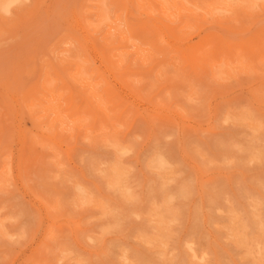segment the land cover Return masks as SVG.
<instances>
[{
  "label": "rangeland",
  "instance_id": "374dc122",
  "mask_svg": "<svg viewBox=\"0 0 264 264\" xmlns=\"http://www.w3.org/2000/svg\"><path fill=\"white\" fill-rule=\"evenodd\" d=\"M184 1L0 0V264H264V0Z\"/></svg>",
  "mask_w": 264,
  "mask_h": 264
},
{
  "label": "bare ground",
  "instance_id": "6f19581e",
  "mask_svg": "<svg viewBox=\"0 0 264 264\" xmlns=\"http://www.w3.org/2000/svg\"><path fill=\"white\" fill-rule=\"evenodd\" d=\"M9 1H10V0H8V2H9ZM12 1H13V0H11V2H9V3L11 4ZM17 1H18V0H17ZM183 1H184V0H183ZM254 1H255V0H254ZM254 1H253V2H254ZM103 2H105V1H103ZM110 2H111V1H109V3H110ZM168 2H169V1H168ZM184 2H185V1H184ZM186 2H187V1H186ZM263 2H264V1H263ZM9 3H8V4H9ZM152 3H154V2H152ZM179 3H180V2H179ZM191 3H193V1H192ZM259 3H260V1H259ZM259 3H258V4H259ZM8 4H7V5H8ZM170 4H172V3H170ZM193 4H195V3H193ZM196 4H197V3H196ZM255 4H257V3L255 2ZM260 4H261V3H260ZM154 5H155V3H154ZM172 5H173V4H172ZM187 5H188V4H187ZM190 5H191V4H190ZM263 5H264V4H263ZM130 6H131V5H130ZM174 6H175V5H174ZM185 6H186V5L184 4V7H185ZM257 6H258V5H257ZM260 6H261V5H260ZM172 7H173V6H172ZM182 7H183V6H182ZM105 8L107 9L106 6H105ZM134 8H135V7H134ZM249 8H250V6H249ZM254 8H255V7H254ZM257 8H258V7H257ZM91 9H92V7H91ZM115 9H116V8H115ZM152 9H153V8H152ZM169 9H170V7H169ZM186 9H187V8H186ZM194 9H195V8H194ZM206 9H207V8H206ZM211 9H212V7H211ZM211 9H209V11H210ZM213 9H214V8H213ZM213 9H212V10H213ZM225 9H226V8H225ZM127 10H128V7H127ZM171 10H173V9H171ZM188 10L191 12L190 9H188ZM198 10H199V9H198ZM215 10H216V9H214V11H215ZM260 10H262V9H260ZM260 10H258V13L261 12ZM133 11H134V10H133ZM174 11H176V10H174ZM193 11H195V10H193ZM217 11H219V10H217ZM254 11H255V9H254ZM262 11H263V10H262ZM176 12H177V11H176ZM185 12H186V11H185ZM195 12H197V11H195ZM207 12H208V11H207ZM219 12H220V11H219ZM152 13H153V11H152ZM172 13H173V12H172ZM201 13H205V14H206V11H205V12H201ZM212 13H213V11H212ZM258 13H256V15H257ZM261 13H262V12H261ZM263 13H264V11H263ZM177 14H178V13H177ZM183 14H185V13H183ZM198 14H199V13H198ZM208 14H209V12H208ZM237 14H238V13H237ZM151 15H152V14H151ZM151 15H150V16H151ZM153 15H154V14H153ZM153 15H152V17H154ZM158 15H159V14H158ZM194 15H195V17L197 16L196 14H194ZM194 15L192 14V16H194ZM215 15H216V14H215ZM217 15H218V14H217ZM239 15H240V14H239ZM239 15H238V16H239ZM156 16H157V15H156ZM176 16H177V15H175V17H176ZM183 16H185V15H183ZM192 16H191V18H192ZM204 16H205V15H204ZM209 16H210V15H209ZM213 16H214V15H213ZM253 16H254V15H253ZM257 16L260 17V15H257ZM158 17H159V16H158ZM195 17H194V19H196ZM201 17H202V16H201ZM201 17H200V20H201ZM205 17H206V16H205ZM88 18H89V17H88ZM148 18H149V17H148ZM154 18H156V17H154ZM176 18H177V17H176ZM183 18H185V17H183ZM198 18H199V17H198ZM216 18L218 19V16H217V17L215 16V19H216ZM219 18H220V20H221V17H220V16H219ZM228 18H230V17H228ZM239 18L241 19V15H240ZM152 19H153V18H152ZM157 19H158V18H157ZM159 19H163V18H159ZM187 19H188V18H187ZM192 19H193V18H192ZM202 19H203V18H202ZM240 19H239V20H240ZM253 19H254V18L250 19L251 22H252V21L254 22ZM181 20H182V18H181ZM205 20H206V19H205ZM211 20H212V17H211ZM220 20H219V21H220ZM225 20H226V19H225ZM114 21H115V20H114ZM164 21H166V20H164ZM184 21H185V20H184ZM197 21H198V19H197ZM212 21H213V20H212ZM214 21H215V20H214ZM230 21H231V20H230ZM243 21H244V20H243ZM179 22H180V21H179ZM181 22H183V20H182ZM187 22H188V20H187ZM216 22H217V21H216ZM220 22H223V21L221 20ZM239 22H241V24L243 23L242 21H239ZM249 22H250V21H249ZM114 23H115V22H114ZM138 23H139V22H138ZM138 23H137V25H138ZM214 23H215V22H214ZM214 23H213V24H214ZM229 23H230V22H229ZM141 24H142V23H141ZM144 24H145V22H144ZM147 24H148V23H147ZM176 24H179V23H176ZM188 24H189V22H188ZM197 24H198V23H197ZM225 24H226V23H225ZM232 24H233V22H232ZM243 24H244V23H243ZM243 24H242V26H244ZM252 24H253V23H252ZM83 25H84V24H83ZM142 25H143V24H142ZM145 25H146V24H145ZM145 25H143V26H145ZM171 25H172V23H171ZM253 25H254V24H253ZM84 26H86V25H84ZM120 26H121V25H120ZM148 26H149V25H148ZM180 26H181V27H180V29H181L183 25L180 24ZM232 26H233V25H232ZM236 26H237V25H236ZM239 26H240V25H238V27H239ZM242 26H241V27H242ZM183 27H185V24H184ZM220 27H221V26H220ZM241 27H240V28H241ZM246 27H247V26H246ZM246 27H245V28H246ZM248 27H249V26H248ZM248 27H247V28H248ZM250 27H251V26H250ZM136 28H137V27H136ZM150 28H152V27H150ZM177 28H179V27H177ZM206 28H207V27H206ZM209 28H210V27H209ZM221 28H222V27H221ZM243 28H244V27H243ZM256 28H257V26H256ZM134 29H135V28H134ZM146 29H149V28H146ZM182 29H184V28H182ZM135 30H137V29H135ZM138 30H139V29H138ZM211 30H213V28H212ZM254 30H255V29H254ZM256 30H257V29H256ZM81 31H82V30H81ZM145 31H146V30H145ZM179 31H180V30H179ZM179 31H178V32H179ZM182 31H185V29L182 30ZM188 31H189V30H188ZM200 31H201V30H200ZM213 31H214V30H213ZM217 31H218V30H217ZM224 31H225V30H224ZM246 31H247V29H246ZM252 31H253V30H252ZM101 32H102V31H101ZM139 32H140V34H141V31H139ZM146 32H147V31H146ZM155 32H156V30H155ZM168 32H169V31H168ZM190 32H191V31H190ZM198 32H199V31H198ZM218 32H219V31H218ZM243 32H244V31H243ZM132 33H133V32H132ZM153 33H154V30H153ZM169 33H170V32H169ZM171 33H172V32H171ZM174 33H175V32H174ZM219 33H220V32H219ZM225 33H226V32H225ZM228 33H229V32H228ZM241 33H242V32H241ZM99 34H100V33H99ZM144 34H145V33H144ZM157 34H158V33H157ZM162 34H163V33H162ZM172 34H173V33H172ZM196 34H197V33H196ZM231 34H232V33H231ZM245 34H246V33H245ZM247 34H248V32H247ZM95 35H96V34H95ZM142 35H143V34H142ZM142 35H141V36H142ZM145 35H147V34H145ZM159 35H161V34H159ZM187 35H189V34L187 33ZM187 35H186V36H187ZM213 35H215V34H213ZM217 35H218V34H217ZM217 35H216V36H217ZM220 35H221V34H220ZM237 35H238V33H237ZM239 35H240V33H239ZM261 35H262V33H261ZM263 35H264V32H263ZM96 36H97V35H96ZM141 36H140V37H141ZM147 36H148V35H147ZM147 36H146V37L144 36V37L147 38ZM168 36H170V35L168 34ZM180 36H181V35H180ZM231 36H232V35H231ZM74 37H75V36H74ZM85 37H86V36H85ZM92 37H93V36H92ZM131 37H132V36H131ZM151 37H153V35H152ZM161 37H162V36H161ZM171 37H172V36H171ZM173 37H174V35H173ZM173 37H172V38H173ZM210 37L212 38V36H210ZM229 37H230V36H229ZM233 37H234V36H233ZM233 37H232V38H233ZM241 37H243V35H242ZM259 37L261 38L262 36H259ZM135 38H137V37H135ZM155 38H156V37H155ZM167 38H168V37H167ZM217 38H218V37H217ZM223 38H224V37H223ZM230 38H231V37H230ZM112 39H113V38H112ZM160 39H161V38H160ZM160 39H159V40H160ZM170 39H171V38H170ZM173 39H174V38H173ZM179 39H180V38H179ZM234 39H235V38H234ZM75 40L77 41V39H75ZM104 40H105V39H104ZM106 40H107V39H106ZM148 40H150V39H148ZM167 40H168V39H167ZM191 40H192V39H191ZM207 40H208V39H207ZM207 40H206V41H207ZM215 40H216V39H215ZM226 40H227V39H226ZM237 40H238V39H237ZM261 40H262V39H261ZM79 41H80V40H79ZM119 41H120V40H118L117 42L120 44L121 42H119ZM143 41H144V40H143ZM156 41H157V39H156ZM160 41H163V40L161 39ZM178 41H179V40H178ZM187 41H188V40H187ZM206 41H204V42H206ZM232 41H236V40H232ZM72 42H73V41H72ZM141 42H142V41H141ZM164 42H165V41H164ZM184 42H185V40H184ZM190 42H191V41H190ZM190 42H189V43H190ZM217 42H218V41H217ZM217 42H216V43H217ZM78 43H79V42H78ZM80 43H81V42H80ZM124 43H125V41H124ZM143 43H144V42H143ZM153 43H154V42H153ZM156 43H157V42H156ZM161 43H162V42H161ZM173 43H174V42H173ZM185 43H186V42H185ZM187 43H188V42H187ZM223 43H224V42H223ZM81 44H82V43H81ZM116 44H117V43H116ZM121 44H122V43H121ZM167 44H168V43H167ZM170 44H171V43H170ZM182 44H183V43H182ZM203 44H204V43H203ZM203 44H202V45H203ZM220 44H221V43H220ZM261 44H262V42H261ZM261 44H260V47H261ZM89 45H90V44H89ZM125 45H126V44H125ZM127 45H128V44H127ZM152 45H154V44H151V46H152ZM174 45H175V44H174ZM178 45H179V44H178ZM180 45H181V44H180ZM180 45H179V46H180ZM189 45H190V44H189ZM214 45H215V44H214ZM110 46H111V45H109V47H110ZM118 46H120V45H118ZM128 46H129V45H128ZM196 46H197V45H196ZM196 46L193 47V49L196 48ZM199 46H200V45H198V48H199ZM216 46H217V45H216ZM223 46H224V44H223ZM235 46H238V47H239V45H235ZM235 46H234V47H235ZM255 46H256V44H255ZM255 46H254V47H255ZM97 47H98V45H97ZM111 47H112V46H111ZM129 47H130V46H129ZM154 47H155V45H154ZM156 47H157V46H156ZM159 47H160V46H159ZM181 47H182V46H181ZM185 47H186V46H185ZM187 47H188V46H187ZM240 47H241V46H240ZM254 47H253V49H254ZM168 48H170V47H168ZM189 48H190V47H188V49H189ZM191 48H192V47H191ZM214 48H215V47H214ZM216 48H217V47H216ZM218 48H219V47H218ZM224 48H225V47H224ZM224 48L221 47L220 50H223ZM256 48H257V47H256ZM75 49H76V48H75ZM112 49H113V48H112ZM154 49H155V48H153V50H154ZM240 49H241V48H240ZM257 49H259V48H257ZM92 50H93V49H92ZM168 50H169V49H168ZM185 50H186V48H184V51H185ZM212 50H214V49H212ZM217 50H218V49H216V51H217ZM233 50H235V49L233 48ZM106 51H107V50H106ZM159 51H160V48H159ZM181 51L183 52V50H181ZM224 51H225V50H224ZM93 52H94V51H93ZM174 52H175V51H173L172 53H174ZM186 52H187V51H186ZM188 52H191V53H192V51H188ZM188 52H187V53H188ZM219 52H220V51H219ZM219 52L216 53V54H218L217 57H215V58H217V60H218ZM234 52H235V51H234ZM234 52H233V54H234ZM251 52H253V51H251ZM87 53H88V52H87ZM87 53H86V55H87ZM99 53H100V52H99ZM105 53H106V52H105ZM105 53H103V54H105ZM170 53H171V52H169V55H171ZM177 53H178V52H177ZM213 53H214V52H213ZM224 53L227 54L228 52L226 51V52H224ZM249 53H250V51H249ZM249 53H248V54H249ZM84 54H85V52H84ZM178 54H179V53H178ZM214 54H215V53H214ZM216 54H215V55H216ZM235 54H236V53H235ZM244 54H245V51H244ZM172 55H173V54H172ZM174 55H175V54H174ZM183 55H184V53H183ZM194 55H195V54H194ZM227 55H228V54H227ZM227 55H226V57H227ZM253 55H254V54H253ZM105 56L107 57V53H106ZM162 56H164V55H162ZM177 56H178V55H177ZM195 56H196V55H195ZM213 56H214V55H213ZM87 57H89V56H87ZM160 57H161V56H160ZM179 57H180V56H179ZM183 57H184V56H183ZM236 57H237V56H236ZM236 57H235V58H236ZM85 58H86V57H85ZM130 58H131V57H130ZM130 58H129V59H130ZM173 58H174V57H173ZM197 58H199V56H198ZM233 58H234V56H233ZM237 58H238V57H237ZM158 59L161 60L162 57H161V59H160V58H158ZM158 59H157V60H158ZM163 59H164V58H163ZM167 59H168V58H167ZM171 59H172V58H171ZM185 59H186V58H185ZM202 59H203V58H202ZM229 59H230V56H229ZM81 60H82V58H81ZM89 60H90V59H89ZM95 60H96V59H95ZM97 60H98V59H97ZM130 60H131V59H130ZM157 60L155 59V60H152V61H157ZM165 60H166V59H165ZM188 60H189V59H188ZM230 60H231V59H230ZM85 61H87V60L85 59ZM145 61H147V60H145ZM145 61L142 62V63H143V64L146 63ZM161 61H163V60H161ZM170 61H171V60H170ZM196 61L198 62V60H196ZM232 61H233V60H232ZM234 61H235V60H234ZM112 62H113V61H112ZM147 62H148V61H147ZM158 62H160V61H158ZM181 62H182V61H181ZM186 62H187V60H186ZM83 63H84V61H83ZM88 63H89V62H88ZM95 63H96V62H95ZM130 63H131V62H130ZM136 63H138V62H136ZM150 63H151V64H149V65L152 66V65H153L152 62H150ZM55 64H57V62H56ZM85 64H87V63H85ZM98 64H99V63H98ZM111 64H112V63H111ZM128 64H129V62L127 63V65H128ZM146 64H147V63H146ZM146 64H145V65H146ZM158 64H159V63H158ZM189 64H190V62H189ZM191 64H192V63H191ZM199 64H200V63H199ZM52 65H53V64H52ZM90 65H92V63H91ZM107 65H108V64H107ZM192 65H194V63H193ZM204 65H205V64H204ZM230 65H231V64H230ZM42 66H43V65H42ZM42 66H41V67H42ZM57 66H58V65H57ZM66 66H68V65H66ZM94 66H95V65H94ZM108 66H109V65H108ZM136 66H137V65H136ZM140 66H141V65H140ZM181 66H182V65H181ZM50 67H52V66H50ZM84 67H88V66H84ZM123 67H126V66H123ZM127 67H128V66H127ZM129 67H130V65H129ZM148 67H149V66H148ZM160 67H161V66H160ZM231 67H232V66H231ZM52 68L54 69V66H53ZM63 68H64V66H63ZM65 68H66V67H65ZM65 68H64V69H65ZM134 68H135V67H134ZM144 68H147V65H146V67H144ZM153 68H156V67H153ZM161 68H162V67H161ZM41 69H42V68H41ZM53 69H52V70H53ZM84 69H85V68H84ZM87 69H88V68H87ZM122 69H123V68H122ZM132 69H133V68H132ZM181 69H182V67H181ZM92 70H93V69H92ZM124 70H125V69H124ZM124 70H123V71H124ZM126 70H127V69H126ZM119 71L121 72V69H120ZM127 71H128V70H127ZM127 71H126L125 73H129V72H127ZM132 71H133V70H132ZM153 71L156 72V70H154V69H153ZM162 71L164 72V70H162ZM178 71H179V70H178ZM85 72H87V71H85ZM141 72L143 73V70H142ZM151 72H152V71H151ZM151 72H150V73H151ZM157 72H158V71H157ZM40 73H41V72H40ZM108 73H109V72H108ZM139 73H140V72H139ZM164 73H166V72H164ZM41 74H42V73H41ZM41 74H40V75H41ZM131 74H132V73H131ZM137 74H138V73H137ZM137 74H136L137 77L140 76V75H143V74H140V75H137ZM156 74H157V73H156ZM167 74H168V73H167ZM173 74H174V73H173ZM180 74H181V73H180ZM184 74H185V73H184ZM54 75H55V74H54ZM129 75H130V74H129ZM133 75H134V73H133ZM41 76H42V75H41ZM41 76H40V77H41ZM152 76H154V75H152ZM185 76H186V75H185ZM38 77H39V76H38ZM134 77H135V75H134ZM154 77H155V76H154ZM154 77H153V79H154ZM182 77H183V74H182ZM182 77H181V78H182ZM157 78H158V77H157ZM161 78H162V77H161ZM161 78H160V80H161ZM164 78H165V77H164ZM172 79H173V78H172ZM177 79H178V78H177ZM179 79H180V78H179ZM183 79H185V78H183ZM183 79H181V80H182V81H185V80H187L188 78H186L185 80H183ZM37 80H38V78H37ZM134 80H135V79H134ZM154 80H156V79H154ZM160 80H159V81H160ZM164 80H165V79H164ZM167 80H168V78H167ZM170 80H171V79H170ZM174 80H175V79H174ZM174 80H173V81H174ZM113 81H114V80H113ZM182 81H181V82H182ZM190 81H191V80H190ZM62 82L64 83L63 80H62ZM62 82H61V83H62ZM78 82H79V81H78ZM155 82H156V81H154L153 83H155ZM157 82H158V80H157ZM165 82H168V81H165ZM170 82H171V81H170ZM175 82H176V81H175ZM185 82H186V81H185ZM188 82H189V81H188ZM5 83H7V82H5ZM36 83H37V82H36ZM136 83H137V82H136ZM158 83H159V82H158ZM163 83H164V82H163ZM163 83H162V84H163ZM168 83H169V82H168ZM179 83H180V82H179ZM24 84H25V82H24ZM141 84H142V83H141ZM155 84H156V83H155ZM160 84H161V83H160ZM184 84H185V83H184ZM6 85H7V84H6ZM22 85H23V84H22ZM61 85H62V84H60V86H61ZM64 85H65V83H64ZM66 85H67V84H66ZM72 85H74V84H72ZM147 85H148V84H147ZM188 85H189V83H188ZM8 86H9V85H8ZM62 86H63V85H62ZM139 86H140V85H139ZM139 86H138V87H139ZM73 87H74L73 89H75V85H74ZM76 87L79 88L78 86H76ZM105 87H107V86H105ZM118 87H119V86H118ZM186 87H187V86H186ZM9 88H10V87H9ZM21 88H22V87H21ZM28 88H29V87H28ZM68 88H69V86H68ZM109 88H110V87H109ZM129 88H131V86H130ZM129 88H127V89H129ZM135 88L137 89V87H135ZM189 88H190V87H189ZM79 89H80V88H79ZM84 89L86 90V88H84ZM131 89H133V88H131ZM145 89H146V88H144V90H145ZM22 90H23V92L25 91L24 89H22ZM26 90H27V92L29 93L31 89L29 88V91H28V89H26ZM36 90H37V89H36ZM80 90H81V89H80ZM82 90H83V89H82ZM140 90H141V89H140ZM187 90H189V89H187ZM192 90H193V89H192ZM194 90H195V89H194ZM38 91H39V89H38ZM40 91H41V90H40ZM40 91H39V92H40ZM128 91H129V90H128ZM141 91H142V90H141ZM152 91H153V90H152ZM152 91H151V94H153ZM171 91H172V90H171ZM23 92H22V94H23ZM27 92H26V93H27ZM31 92H32V91H31ZM77 92H78V91H77ZM77 92H76V93H77ZM129 92L132 93L131 91H129ZM142 92H143V91H142ZM184 92H185V91H184ZM191 92H192V91H191ZM191 92H190V93H191ZM3 93H4V92H3ZM20 93H21V92H20ZM26 93L24 92L25 95H26ZM45 93H46V92H45ZM76 93L74 92V94H76ZM80 93H83V92L81 91V92H79V93H77V94H80ZM140 93H141V92H140ZM175 93H176V92H175ZM177 93H178V92H177ZM177 93H176V94H177ZM9 94H10V93H9ZM24 94H23V95H24ZM43 94H44V93H43ZM68 94H69V93H68ZM136 94H137V93H136ZM25 95H24V96H25ZM27 95H28V94H27ZM27 95H26V96H27ZM32 95H33V94H32ZM46 95H48V94H46ZM71 95H72V94H71ZM138 95H140V94L138 93ZM26 96L24 97L25 99H26ZM33 96H34V95H33ZM35 96H36V94H35ZM11 97H12V96H11ZM21 97H23V96H21ZM21 97H20V98H21ZM37 97H38V96H37ZM35 98H36V97H35ZM46 98H47V97H46ZM71 98H73V97H71ZM87 98H88V96H87ZM38 100H39V99H38ZM41 100H42V99H41ZM82 100H84V99H82ZM42 101H43V100H42ZM65 101H66V100H65ZM69 101H70V100H69ZM69 101H68V102H69ZM84 101H85V100H84ZM26 102H27V101H26ZM40 102H41V101H40ZM73 102H74V100L72 101V103H73ZM77 102H78V101H77ZM77 102H76V103H77ZM27 103H28V102H27ZM44 103H45V102H44ZM76 103H75V104H76ZM78 103H79V102H78ZM56 104H57V103H56ZM58 104H60V102H59ZM69 104H70V103H69ZM69 104H68V106H70ZM73 104H74V103H73ZM75 104H74L73 106H75ZM84 104H85V103H84ZM114 104L116 105L117 103H114ZM54 105H55V103H54ZM54 105H53V106H54ZM77 105H78V104H77ZM112 105H113V104H112ZM155 105L157 106V102H156ZM155 105H154V106H155ZM53 106H52V107H53ZM160 106H161V105H160ZM163 106H164V105H163ZM42 107H43V106H42ZM58 107H59V106H58ZM65 107H67V106H65ZM79 107H81V106H79ZM108 107H109V106H108ZM116 107H117V106H115V108H116ZM161 107H162V106H161ZM233 107H234V106H232V108H233ZM246 107H247V106H246ZM33 108H35V107H33ZM45 108H46V107H45ZM47 108H48V107H47ZM49 108H50V107H49ZM55 108H56V106H55ZM60 108H61V107H60ZM95 108H96V107H94V109H95ZM115 108H114V109H115ZM156 108H157V107H156ZM227 108L231 109L230 107H227ZM243 108H244V106H243ZM50 109H51V108H50ZM50 109H49V110H50ZM63 109H64V108H63ZM63 109H62V110H63ZM71 109H75V107H74V108H71ZM87 109H88V108H87ZM89 109H90V108H89ZM103 109H104V108H103ZM103 109H101V112H102ZM118 109H119V108H118ZM229 109H228V112H229ZM234 109H235V108H234ZM246 109H247V108H246ZM36 110H37V109H36ZM56 110H58V108H57ZM62 110L59 109V111H62ZM64 110H65V109H64ZM66 110H67V109H66ZM90 110H91V109H90ZM90 110H89V112H90ZM98 110H99V109H98ZM107 110H108V108H107ZM157 110H158V109H157ZM180 110H181V109H180ZM25 111H26V110H25ZM79 111H80V110H79ZM85 111H86V110H85ZM95 111H96V110H95ZM111 111H113V110H111ZM119 111H120V110H119ZM155 111H156V110H155ZM32 112H33V111H32ZM71 112H72V111H71ZM76 112H77V111H76ZM76 112H75V113H76ZM87 112H88V111H87ZM92 112H93V111H92ZM108 112H109V111H108ZM178 112H179V111H178ZM181 112H182V111H181ZM234 112H235V110H234ZM234 112H231V110H230V113H234ZM236 112H239V111H236ZM244 112H245V111H244ZM102 113H103V112H102ZM104 113H105V112H104ZM104 113H103V115H104ZM109 113H110V112H109ZM118 113H119V112H118ZM179 113H180V112H179ZM224 113H225V112H224ZM34 114H35V113H34ZM39 114H40V113H39ZM62 114H63V113H61V115H62ZM89 114L92 115L91 112H90ZM181 114H182V113H181ZM240 114H241V113H240ZM65 115H66V114H65ZM65 115H64V117H67V115H66V116H65ZM69 115H70V114H69ZM72 115H74V113H73ZM109 115L111 116L112 114H109ZM241 115H243V114H241ZM35 116H39V115L36 114ZM35 116H34V117H35ZM45 116H46V115H45ZM116 116H117V115H116ZM182 116H183V114H182ZM244 116H245V115H244ZM49 117H51V116H49ZM60 117H61V116H60ZM68 117H69V116H68ZM86 117H87V116H86ZM101 117H102V116H101ZM111 117H112V116H111ZM111 117H110V119H113V118H111ZM240 117H242V116H240ZM45 118H46V117H45ZM71 118H72V117H71ZM88 118H89V117H88ZM90 118H91V117H90ZM98 118H99V117H98ZM102 118H103V117H102ZM102 118H100V119L102 120ZM32 119H33V118H32ZM47 119H48V118H47ZM47 119H46V121H45L46 123H48V122H47ZM66 119H67V118H66ZM72 119H73V118H72ZM100 119H99V120H100ZM119 119H121V118H119ZM255 119H256V118H255ZM49 120H50V119H49ZM70 120H71V119H70ZM99 120H98V121H99ZM105 120H106V119H105ZM107 120H108V119H107ZM113 120H114V119H113ZM113 120H112V121H113ZM115 120H116V119H115ZM122 120H123V119H122ZM235 120H238V119L236 118ZM239 120H240V119H239ZM39 121H40V120H39ZM65 121H66V120H65ZM103 121H104V119H103ZM108 121H109V120H108ZM116 121H118V120H116ZM240 121H241V120H240ZM243 121H244V120H243ZM32 122H33V121H32ZM35 122H36V121H35ZM37 122H38V121H37ZM71 122H72V121H71ZM237 122H238V121H237ZM97 123H98V122H97ZM103 123H106V122H103ZM235 123H236V122H235ZM238 123H239V122H238ZM238 123H236V124H238ZM242 123H243V122H242ZM88 124H90V123H88ZM109 124H110V122H109ZM117 124L119 125V121H118ZM122 124H123V123H122ZM43 125H44V124H43ZM46 125L48 126L49 124H46ZM113 125H114V124H113ZM120 125H121V124H120ZM33 126H34V125H33ZM36 126L38 127V125H36ZM56 126H57V128H58V124H57ZM56 126H55V127H56ZM83 126H84V125L82 124V127H83ZM97 126H98V125H97ZM106 126H107V123H106ZM110 126H111V125H110ZM49 127H50V126H49ZM79 127H80V126H79ZM32 128H33V127H32ZM34 128H35V127H34ZM45 128H46V127H45ZM84 128H85V127H84ZM88 128H89V127H88ZM88 128H87V129H88ZM111 128H112V127H111ZM48 129L51 130V128H48ZM54 129H55V128H54ZM93 129H94V128H93ZM96 129H98V128H96ZM39 131H40V130H39ZM42 131H43V130H42ZM2 132H3V131H2ZM118 132H120V131L118 130L116 133H118ZM49 133H50V131H49ZM38 134H39V133H37V135H38ZM40 134H41V133H40ZM255 134H256V133H255ZM19 135H20V134H19ZM42 135H43V133H42ZM45 135H46V133H45ZM50 135L53 136L54 134H51V133H50ZM57 135H58V133H57ZM67 135H68V134H67ZM28 136H29V134H28ZM31 136H32V134H31ZM38 136H40V135H38ZM109 136H110V135H109ZM119 136H120V135H119ZM121 136H122V135H121ZM121 136H120V137H121ZM253 136H254V135H253ZM25 137L27 138V136H25ZM40 137H42V136H40ZM44 137H45V136H44ZM44 137L41 138V139L44 140V139L47 138V137H46V138H44ZM48 137H49V136H48ZM53 137H54V136H53ZM53 137H52V138H53ZM59 137H60V136H59ZM61 137H62V136H61ZM112 137H113V136H112ZM120 137H118V139H119ZM28 138H30V137H28ZM56 138H58V137L56 136ZM104 138H106V137H104ZM113 138H114V137H113ZM32 139H34V138H32ZM121 139H122V142H123V138H121ZM124 139H125V138H124ZM254 139H255V140H254ZM254 139H253V141H256V138H254ZM3 140H4V139H3ZM26 140H27V139H26ZM35 140H37V139H35ZM46 140H47V139H46ZM46 140H45V141H46ZM63 140H64V139H63ZM119 140H120V139H119ZM107 141H108V140H107ZM23 142H24V141H23ZM28 142H29V141H28ZM37 142H38V141H37ZM58 142H59V141H58ZM124 142H125V140H124ZM231 142H232V141H231ZM6 143H7V142L5 141V145H6ZM25 143H26V141H25ZM25 143H24V144H25ZM53 143H54V142H53ZM59 143H60V142H59ZM260 143H261V141H259L258 144H260ZM24 144H23V145H24ZM32 144H33V143H32ZM34 144H35V143H34ZM42 144H43V143H42ZM55 144H57V143L55 142ZM230 144H231V143H230ZM256 144H257V141H256ZM101 145H102V143H101ZM127 145H128V144H127ZM132 145H133V144H132ZM132 145H130V146H132ZM262 145H264V141H263ZM8 146H9V145H8ZM45 146H46V144H45ZM104 146H105V144H104ZM256 146H257V145H256ZM258 146H259V145H258ZM10 147H11V146H10ZM10 147H9V148H10ZM57 147H58V146H57ZM106 147H107V146H106ZM116 147H117V146H116ZM116 147H114V148H116ZM124 147H125V146H124ZM226 147H227V146H226ZM230 147H231V146H230ZM1 148L4 149V147H1ZM46 148H47V146H46ZM49 148H50V147H49ZM52 148H53V147H52ZM256 148H258V147H256ZM23 149H24V148H23ZM23 149H22V150H23ZM108 149H109V148H108ZM119 149H120V148H119ZM119 149H118V150H119ZM237 149H238V147H237ZM20 150H21V149H20ZM52 150H53V149H52ZM55 150H56V149H55ZM58 150H59V149H58ZM114 150H115V149H114ZM129 150H130V149H129ZM160 150H161V149H160ZM255 150H256V149H255ZM257 150H258V149H257ZM2 151H3V150H2ZM11 151H12V150H11ZM132 151H133V149H131V152H132ZM23 152H24V150H23ZM23 152L21 153V155H23ZM116 152H118V151H116ZM131 152H130V153H131ZM133 152H134V151H133ZM153 152H154V151H153ZM159 152L161 153V151H159ZM112 153H113V152H112ZM119 153H120V152H119ZM119 153H118V154H119ZM157 153H158V152H156V154H157ZM19 154H20V153H19ZM128 154H129V153H128ZM14 155H15V154H14ZM162 155L164 156L165 154L162 153ZM259 155H260V153H259ZM24 156H25V152H24ZM24 156H23V157H24ZM61 156H62V155H61ZM155 156H156V155H155ZM166 156H167V155H166ZM17 157H18V156H17ZM120 157H121V156H120ZM256 157H257V156H256ZM24 158H25V157H24ZM121 158H122V157H121ZM154 158H155V157H154ZM165 158H166V157H165ZM167 158H168V157H167ZM16 159H17V161H18V160H19V157L16 158ZM16 159H15V160H16ZM22 159H23V158H22ZM92 159H93V158H92ZM259 159H260V158H259ZM20 160H21V159H20ZM62 160H63V157H62ZM98 160H100V159H98ZM153 160H154V159H153ZM159 160H160V159H159ZM90 161H91V160H90ZM151 161H152V160H151ZM161 161H162V160H161ZM20 162H21V164H22V166H23V160L20 161ZM20 162H19V164H20ZM92 162H94V161H92ZM113 162L115 163L116 161L113 160ZM120 162H121V161H120ZM152 162H153V161H152ZM14 163H15V162H14ZM94 163H95V162H94ZM96 163H97V162H96ZM101 163H102V162H101ZM109 163H110V161H109ZM109 163H108V164H109ZM163 163H165V162L163 161ZM0 164H1V162H0ZM24 164H25V162H24ZM26 164H27V163H26ZM105 164H106V163H105ZM106 165H107V164H106ZM110 165H111V164H110ZM17 166H18V165H17ZM22 166H21V167H22ZM103 166H104V164H103ZM114 166H116V165H114ZM0 167H1V166H0ZM8 167H9V166H8ZM21 167H20V168H21ZM65 167H67V166H65ZM104 168H105V167H104ZM110 168H111V167H110ZM121 168H122V167H121ZM163 168H164V167H163ZM18 169H19V167H18ZM107 169H108V168H107ZM107 169H106V170H107ZM122 169H123V168H122ZM165 169H166V168H165ZM169 169H170V168H169ZM67 170H68V169H67ZM103 170H104V169H103ZM112 170H113V169H112ZM115 170H116V169H115ZM10 171H12V170H10ZM15 171H16V170H15ZM18 171H19V170H18ZM20 171H21V170H20ZM113 171H114V170H113ZM164 171H165V170H164ZM167 171H168V170H167ZM108 172H109V171H108ZM117 172H118V171H117ZM14 173H15V172H14ZM20 173H22V172H20ZM126 173H128V172H126ZM123 174H124V173H123ZM19 175H21V174H19ZM73 175H74V174H73ZM121 175H122V173H120V176H121ZM125 175H126V174H125ZM21 176H22V175H21ZM21 176H20V177H21ZM111 176H112V174H111ZM127 176H129V173H128ZM111 178H112V177H111ZM125 178H126V177H125ZM129 178H130V177H129ZM116 179H117V178H116ZM122 180H123V179L121 178V181H122ZM124 180H125V179H124ZM126 180H127V179H126ZM114 181H115V180H114ZM118 181H120V180H118ZM118 181H117V182H118ZM17 182H18V181H17ZM117 182H116V183H117ZM127 182H128V180H127ZM127 182H126V183H127ZM124 183H125V182H124ZM119 184H120V183H119ZM30 185H32V184H30ZM121 186H122V185H121ZM121 186H120V187H121ZM26 187H27V186H26ZM31 187H32V186H31ZM31 187H30V188H31ZM130 187H131V185H130ZM0 188H1V187H0ZM33 188L36 189L35 187H33ZM33 188H32V189H33ZM76 188H77V187H76ZM81 188H82V187H81ZM81 188H80V187L78 188L79 191H80ZM122 188H123V187H122ZM124 188H125V185H124ZM126 188H127V187H126ZM32 189H31V190H32ZM131 189H132V187H131ZM36 190H37V189H36ZM33 191H34V190H32V192H33ZM121 191H123V190L121 189ZM30 192H31V191H30ZM81 192H82V191H81ZM117 192H118V191H117ZM175 194H176V193H175ZM178 194H179V192H178L176 195H178ZM122 195H123V194H122ZM124 195H125V194H124ZM33 196H34V195H33ZM41 196H42V195H41ZM86 196H87V195H86ZM120 197H121V196H120ZM125 197H126V195H125ZM179 197H180V196H179ZM41 198H42V197H41ZM121 198H122V197H121ZM155 198H156V197H155ZM177 198H178V196H177ZM177 198H176V199H177ZM37 199H38V198H37ZM127 199H128V198H127ZM127 199H126V200H127ZM133 199H134V198H133ZM171 199H172V198H171ZM254 199H255V198H254ZM39 200H40V199H39ZM122 200H123V199H122ZM124 200H125V199H124ZM177 200H178V199H177ZM258 200H259V199H258ZM42 201H43V200H42ZM42 201H40V202H42ZM137 201H138V200H137ZM228 201H229V200H228ZM252 201H253V200H252ZM129 202H130V201H129ZM129 202H128V203H129ZM131 202H132V201H131ZM154 202H155V201H154ZM230 202H231V200H230ZM254 202H255V201H253V203H254ZM260 202H261V201H260ZM42 203H43V202H42ZM91 204H92V203H91ZM123 204H124V202H123ZM132 204H133V202H132ZM231 204H233V203L231 202ZM255 204H256V203H255ZM258 204H259V203H258ZM128 205H129V204H128ZM259 205H260V204H259ZM133 206H134V205H133ZM136 206H137V205H136ZM172 206H173V205H172ZM176 206H177V205H176ZM0 207H1V206H0ZM130 208H131V210L133 209L132 206H131ZM136 208H137V207H136ZM140 208H141V207H140ZM148 208H149V207H148ZM169 208H170V207H169ZM172 208H173V207H172ZM178 208H179V207H178ZM123 209H124V208H122V210H123ZM126 209H127V208H126ZM173 209H175V206H174ZM173 209H172V211H173ZM64 210H65V209H64ZM127 210H128V209H127ZM145 210H146V209H145ZM148 210H149V209H148ZM175 210L177 211V209H175ZM178 210H179V209H178ZM230 210H231V208H230ZM230 210H229V211H230ZM234 210H236V209L234 208ZM118 211H119V209H118ZM164 211H165V210H164ZM169 211H170V210H168V212H169ZM229 211L227 210L226 213L229 212ZM236 211H237V210H236ZM236 211H233V212L236 213ZM238 211H239V210H238ZM238 211H237V213H238ZM259 211H260V209H259ZM62 212H63V211H62ZM121 212H122V211H121ZM127 212L132 213V211H130V210L127 211ZM146 212H148V211H146ZM230 212H231V211H230ZM0 213H3V212H0ZM144 213H145V212H144ZM148 213H149V215L153 214V213H150V212H148ZM170 213H171V212H170ZM226 213H225V214H226ZM123 214H124V213H123ZM134 214H135V213H134ZM173 214H174V213H173ZM231 214L233 215L232 212H231ZM1 215H2V214H1ZM4 215H6V213H4ZM136 215H137V214H136ZM138 215H141V213L138 214ZM178 215H179V214H178ZM240 215H241V214H240ZM152 216H153V215H152ZM257 216H258V215H257ZM3 217H4V216H3ZM5 217H6V216H5ZM7 217H8V216H7ZM59 217H60V216H59ZM59 217H58V218H59ZM156 217H157V216H156ZM162 217H163V216H162ZM229 217H231V215H229ZM136 218H137V217H136ZM143 218H144V217H143ZM145 218H146V216H145ZM147 218H148V217H147ZM226 218H228V217H226ZM229 219H230V218H229ZM233 219H234V217H233ZM6 220L8 221V219H6ZM146 220H147V219H146ZM227 220H228V219H227ZM14 221H15V220H14ZM147 221H148V220H147ZM152 221H153V219H152ZM169 221H170V220H169ZM235 221H236V219H235ZM244 221H245V220H244ZM223 222H225V220H224ZM226 222H227V221H226ZM149 223H150V222H149ZM155 223H156V222H155ZM216 223H217V222H216ZM219 223H220V222H218V224H219ZM231 223H233V221H232ZM239 223H240V222H239ZM153 224H154V223H153ZM171 224H172V223H171ZM218 224H217V225H218ZM221 224H222V222H221ZM3 225H4V224H3ZM10 225H11V224H10ZM150 225H152V222L150 223ZM154 225H155V224H154ZM175 225H177V224H175ZM224 225H226V224H224ZM224 225H223V226H224ZM253 225H254V224H253ZM7 226L9 227V225H7ZM158 226H159V225H158ZM214 226H215V224H214ZM220 226H222V225H220ZM223 226H222V227H223ZM248 226H249V225H248ZM5 227H6V225H5ZM167 227H168V226H167ZM215 227H216V226H215ZM215 227H214V228H215ZM218 227H219V226H218ZM0 228H1V227H0ZM152 228H154V227H152ZM156 228H157V227H155V229H156ZM160 228H161V227H160ZM216 228H217V227H216ZM225 228H227V226H226ZM225 228H223V229H225ZM242 228H243V227H242ZM260 228H261V227H260ZM218 229H219V228H218ZM227 229H228V228H227ZM230 229L233 230L231 227H230ZM262 229H263V228H262ZM2 230H3V229H2ZM39 230H40V229H39ZM152 230H153V229H152ZM157 230H158V229H157ZM145 231H146V229H145ZM145 231H142V232H143L144 234H146L147 232L145 233ZM155 231H156V230H155ZM158 231H160V230H158ZM171 231L173 232V230H171ZM171 231H169V232H171ZM222 231H223V230H222ZM239 231H240V230H239ZM86 232H87V231H86ZM142 232L140 233L141 235L143 234ZM151 232H152V231H151ZM156 232H157V231H156ZM156 232L153 231V236L155 235ZM160 232H161V231H160ZM237 232H238V231H237ZM39 233H41V231H40ZM137 233H138V232H137ZM161 233H162V232H161ZM83 234H84V233H83ZM140 234H139V235H140ZM159 234H160V233H158V234H156V235L159 236ZM167 234H168V233H167ZM251 234H252V232H251ZM51 235L53 236L52 233H51ZM77 235H78V234H77ZM85 235H86V234H85ZM147 235H148V234H147ZM147 235H146V236H147ZM150 235H151V234H150ZM150 235H149V236H150ZM172 235H173V234H172ZM246 235H247V234H246ZM48 236H49V235H48ZM48 236H47V237H48ZM57 236H58V235H57ZM83 236H84V235H82V237H83ZM86 236H87V235H86ZM137 236H138V235H137ZM144 236H145V235H144ZM153 236H152V237H153ZM160 236H161V237L163 236V238H164V234H163V235L160 234ZM243 236H244V235H243ZM252 236H253V235H252ZM38 237H39V236H38ZM54 237H55V236H54ZM141 237H142V236H141ZM152 237L150 236V237H149V240H150V238H152ZM154 237H155V236H154ZM167 237H168V236H167ZM260 237H261V236H260ZM4 238H5V237H4ZM15 238H16V236H15ZM58 238H59V237H58ZM58 238H57V240H58ZM78 238H79V237H78ZM143 238L146 239V241H147V238H146V237H142V239H143ZM262 238H263V237H262ZM10 239H11V238H10ZM64 239H65V238H64ZM74 239H75V238H74ZM86 239H87V238H86ZM138 239H139V238H138ZM154 239H155V238H154ZM164 239H165V240H168V238L166 239V236H165ZM191 239H192V238H191ZM238 239H239V238H238ZM242 239H243V238H242ZM81 240H82V242H83L84 237H83V239H81ZM161 240H162V239H161ZM229 240H230V239H229ZM233 240H234V239H233ZM236 240H237V239H236ZM253 240H254V239H253ZM253 240H252V241H253ZM255 240H256V239H255ZM58 241H59V240H58ZM74 241H75V240H74ZM85 241H87V240H85ZM138 241H139V240H138ZM169 241H170V240H169ZM61 242H62V241H61ZM64 242H65V241H64ZM82 242H81V243H82ZM87 242H88V241H87ZM91 242H92V241H91ZM257 242H260V241H257ZM257 242H256V243H257ZM55 243H56V242H55ZM55 243L53 242V245H54ZM68 243H69V242H68ZM75 243H76V241H75ZM151 243H152V242H151ZM156 243H157V241H156ZM243 243H244V242H243ZM66 244H67V243H65V245H66ZM149 244H150V243H149ZM169 244H170V243H169ZM186 244H187L188 247H189V245H191L192 243H191V244H190V243H186ZM194 244H196V243H194ZM247 244H248V243H247ZM259 244H261V243H259ZM55 245H56V244H55ZM60 245H61V244H60ZM65 245H63V247H64ZM70 245H71V244H70ZM70 245L68 244V247H69ZM147 245H148V244H147ZM211 245H212V244H211ZM254 245H256V244L254 243ZM263 245H264V244H263ZM155 246H156V245H155ZM163 246H164L165 248L167 247V246H165V245H163ZM191 246H193V245H191ZM47 247H48V246H47ZM53 247H54V246H53ZM57 247H58V246H57ZM65 247H66V246H65ZM71 247H72V246H71ZM152 247H153V245H152ZM196 247H197V246H196ZM242 247H243V246H242ZM259 247H261V246H259ZM49 248H50V247H49ZM45 249H46V247H45ZM58 249H59V248H58ZM155 249H156V248H155ZM157 249H158V248H157ZM159 249H161V248H159ZM159 249H158V250H159ZM163 249H164V248H163ZM196 249L199 250L198 248H196ZM243 249H244V248H243ZM41 250H42V249H41ZM41 250H40V251H41ZM50 250H51V249H50ZM61 250H62V249H61ZM63 250H64V249H63ZM75 250H76V249H75ZM165 250H167V248H166ZM172 250H174V249H172ZM206 250H207V249H206ZM249 250H251V249H249ZM45 251H46V250H45ZM53 251H54V249H53ZM59 251H60V250H58V252H59ZM127 251H128V250H127ZM49 252H51V251H49ZM72 252H73V250H72ZM176 252H177V251H176ZM252 252H253V251H252ZM46 253H47V252H46ZM46 253H44V254H46ZM52 253H55V252H52ZM66 253H67V251H66ZM158 253H159V252H158ZM171 253H173V252H171ZM171 253H170V255H172ZM249 253H251V252H249ZM261 253H262V251H261ZM39 254H40V253H39ZM56 254H57V253H56ZM164 254H165V253H164ZM191 254H192V253H191ZM191 254H190V255H191ZM199 254H200V253H199ZM199 254H197V255L199 256ZM244 254H245V253H244ZM246 255H247V254H246ZM246 255H245V256H246ZM248 255H249V254H248ZM248 255H247V257H248ZM257 255H258V254H257ZM71 256H72V254H71ZM157 256H158V255H157ZM162 256H163V255H162ZM194 256H196V253H194ZM243 256H244V255H243ZM245 256H244V257H245ZM259 256H260V255H259ZM48 257H49V254H48ZM64 257H65V256H64ZM80 257H81V256H80ZM119 257H120V256H119ZM164 257H166V256H164ZM164 257H163V259H164ZM170 257H171V256H170ZM249 257H250V256H249ZM46 258H47V256H46ZM50 258H51V256H50ZM54 258H55V257H54ZM56 258H57V257H56ZM65 258H66V257H65ZM74 258H75V255H74ZM74 258H73V259H74ZM77 258H78V257H77ZM157 258H158V257H157ZM192 258H193V256H192ZM194 258H195V257H194ZM242 258H243V257H242ZM255 258H256V257H255ZM51 259H53V258H51ZM51 259H50V260H51ZM71 259H72V257H71ZM83 259H85V258H83ZM165 259H166V258H165ZM243 259H244V261H245V258H243ZM79 260H80V259H79ZM200 260H201V259H200ZM248 260H249V259H248ZM248 260H247V261H248ZM53 261H54V260H53ZM55 261H56V260H55ZM75 261H76V260H75ZM81 261H83V260H81ZM257 261H258V260H257ZM68 262H69V261H68ZM77 262H78V261H77ZM160 262H161V261H160ZM162 262H163V261H162ZM167 262H168V261H166V263H167ZM53 263H54V262H53ZM204 263H205V262H204ZM255 263H256V262H255ZM54 264H55V263H54ZM259 264H260V262H259Z\"/></svg>",
  "mask_w": 264,
  "mask_h": 264
}]
</instances>
